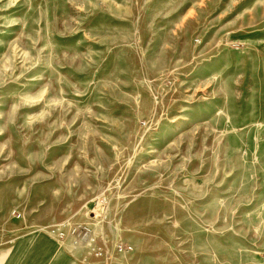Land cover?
Masks as SVG:
<instances>
[{"label": "rangeland", "instance_id": "obj_1", "mask_svg": "<svg viewBox=\"0 0 264 264\" xmlns=\"http://www.w3.org/2000/svg\"><path fill=\"white\" fill-rule=\"evenodd\" d=\"M37 227L72 264H264V0H0V248Z\"/></svg>", "mask_w": 264, "mask_h": 264}, {"label": "crops", "instance_id": "obj_2", "mask_svg": "<svg viewBox=\"0 0 264 264\" xmlns=\"http://www.w3.org/2000/svg\"><path fill=\"white\" fill-rule=\"evenodd\" d=\"M72 261V254L60 252L58 242L39 227L17 235L7 249L0 248V264H72Z\"/></svg>", "mask_w": 264, "mask_h": 264}]
</instances>
